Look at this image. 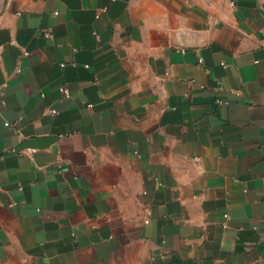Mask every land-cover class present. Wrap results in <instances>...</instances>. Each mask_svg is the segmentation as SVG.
I'll return each mask as SVG.
<instances>
[{"label": "crops", "instance_id": "1", "mask_svg": "<svg viewBox=\"0 0 264 264\" xmlns=\"http://www.w3.org/2000/svg\"><path fill=\"white\" fill-rule=\"evenodd\" d=\"M262 1L0 0V264H264Z\"/></svg>", "mask_w": 264, "mask_h": 264}, {"label": "built area", "instance_id": "2", "mask_svg": "<svg viewBox=\"0 0 264 264\" xmlns=\"http://www.w3.org/2000/svg\"><path fill=\"white\" fill-rule=\"evenodd\" d=\"M261 9L264 11V0L262 1ZM45 37L50 38L51 35H50L49 33H45ZM59 92H60V94L62 95V97H63L64 99H69V98L71 97L70 92H69L66 88H63V87L59 88ZM215 103H216L217 105H219V106H225V105L227 104L226 101L221 100V99H217V100L215 101ZM4 104H5V102H4L3 94H2L1 91H0V106H3ZM4 126H5V127H12L13 125H11V124L8 123V122H5V123H4ZM224 217H225L226 219L228 218L227 215H225ZM224 227H226V226H224Z\"/></svg>", "mask_w": 264, "mask_h": 264}]
</instances>
